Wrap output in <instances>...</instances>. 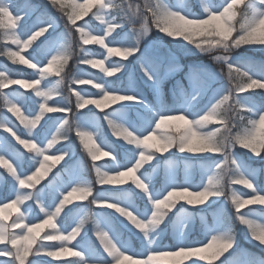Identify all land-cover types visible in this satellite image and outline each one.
<instances>
[{"label":"snow or ice","instance_id":"6c2138e0","mask_svg":"<svg viewBox=\"0 0 264 264\" xmlns=\"http://www.w3.org/2000/svg\"><path fill=\"white\" fill-rule=\"evenodd\" d=\"M48 3L62 31L38 6L0 0V56L30 70L0 66V264H264L236 230L264 251V60L243 54L264 52V0ZM184 52L221 71L188 65L166 99Z\"/></svg>","mask_w":264,"mask_h":264},{"label":"rangeland","instance_id":"374dc122","mask_svg":"<svg viewBox=\"0 0 264 264\" xmlns=\"http://www.w3.org/2000/svg\"><path fill=\"white\" fill-rule=\"evenodd\" d=\"M195 1V0H194ZM24 3H29L31 5H34V6H38L39 9L41 11H44V12H47L48 14L54 16L57 18L58 20V23H59V29L62 31L64 28H65V18L61 15V13L56 10L55 8H53L52 6L49 5L48 3V0H27L26 2ZM23 5H21L22 7ZM85 20L88 19V17H85L84 18ZM32 21H26L25 24L27 25H31ZM78 24L79 23H82V21H78L77 22ZM47 35V33L45 34ZM44 37H41L40 39L42 40ZM73 40L74 42H76L78 44V34L73 32ZM39 41H37L38 43ZM153 43H163V44H167V40L165 41H153ZM88 47L90 50H93V51H97L99 50L98 46H95V45H89V46H86ZM168 47H172V45H168ZM255 51H259V49H254ZM28 51H31V49H29ZM77 51V55L79 56V49L77 47L76 49ZM190 55H198L197 53L195 52H184L180 57H179V64L183 66L182 70H176L174 72V74H172L170 76V78H168L165 82V84L163 85V93L166 92L167 89H169L170 91L173 89V86L176 84L177 81H184V77H185V73L187 72V66L190 65V64H196V63H206V64H211L212 67L215 69V71L219 72L221 71V67L220 65H216L214 64L212 61H209L207 62L206 60H198V59H195L196 61L195 62H188L187 61V57L190 56ZM4 56H0V66H3V65H6L9 69V71H11L12 69V66L10 65V63L3 58ZM17 70V69H15ZM28 70V69H27ZM79 70L81 72H86V73H89L90 75L89 76H85L84 78H91V76H99L101 75L99 73V70L97 69H93L91 68L90 66L88 65H79ZM30 71V70H28ZM65 71L68 73L69 77H71V75H73L76 71H77V64H76V61L75 59L73 61H70L69 63V67H67L65 69ZM134 69H133V66H129V72H133ZM12 72V71H11ZM15 73V72H14ZM26 75V74H25ZM135 75L137 77H139V72L136 71L135 72ZM77 89H81V88H85V89H89L91 91H95V89L92 87V85H77L76 86ZM167 87V89H166ZM143 91L145 92V94L150 98L153 99V94L151 93V90L150 89H146V87L143 88ZM65 95L67 96L68 93H67V90L65 89ZM91 107V106H90ZM11 116V114H9ZM50 115H53V116H56L58 114H50ZM13 120H15V117H12ZM104 132H105V135H109L110 136V129L107 128L106 124H105V127H104ZM0 135H6L5 133H3L2 131H0ZM115 139V138H113ZM73 142H74V145H75V154H76V157H83V159L85 160V162H87L89 164V175H90V178L94 176V173L91 172V168H90V159L86 156V154L84 153V151L82 150V148L79 146V140L75 138L74 134H73ZM13 143H15V141H13ZM17 147H21L22 146H19L17 144ZM238 151V154L240 155L241 159L245 160V161H248L249 160V157L248 155L246 154V150H243V149H237ZM183 154H181V156H178L176 157L175 159L179 160V170H178V177L182 180L183 177H184V173H185V162L184 160L181 158ZM107 159V158H105ZM103 161H101L102 163ZM250 163H254V162H258V160H252V161H249ZM163 163V162H161ZM189 163H192V164H196V161L195 160H192V161H189ZM63 164V162H61V165ZM61 165H57V168H60ZM194 168V167H193ZM193 168L191 169V172H192V175L194 177V180L195 182H199V177L200 176H197L196 177V173H194L195 171H193ZM5 170L2 168V166H0V173L4 172ZM53 171L55 172L56 169H53ZM163 175V170L161 169V171L159 172L158 176H157V179L158 181H160V183H163V179H164V175ZM162 176V177H161ZM162 178V179H161ZM161 179V180H160ZM43 183V182H42ZM97 187H99V185H97ZM195 190V189H194ZM91 199V198H90ZM77 203H84V204H87V202H77ZM94 207V206H93ZM202 208H207V206H202ZM109 212L113 211V210H108ZM198 211V210H197ZM206 213V212H205ZM211 211H209V213H206V214H210ZM209 219H211L210 215H209ZM239 226V225H237ZM241 227V226H240ZM243 229V227H241ZM241 230V229H240ZM239 230V231H240ZM240 233V232H239ZM240 235H242V239H246L248 240L245 235H244V229H243V233ZM89 236L95 240V237L93 236V234L91 232H89ZM202 238V237H200ZM250 241V240H249ZM164 244H168L170 243L169 241H166V242H163ZM241 244V247L244 249V247L246 246L245 243L243 242H240ZM134 246H135V242H134ZM228 254L225 253V256H227ZM50 259V258H48ZM221 259H224V257H221ZM52 264H59V262H56V261H53ZM217 264H219V261H217Z\"/></svg>","mask_w":264,"mask_h":264},{"label":"trees","instance_id":"16d2710c","mask_svg":"<svg viewBox=\"0 0 264 264\" xmlns=\"http://www.w3.org/2000/svg\"><path fill=\"white\" fill-rule=\"evenodd\" d=\"M25 1V0H24ZM24 15V14H23ZM26 21H32V18H29L28 20ZM25 27V30H27V28L29 27V25H24ZM245 56L251 58V59H254V60H257V61H260V60H264V52H261L260 50L259 51H255V50H250L246 53H243ZM4 59H6L10 65L12 66V71L13 72H21V73H25L27 74L29 71L26 69V66H21V65H13L11 63V61H9L5 56L3 57ZM195 59H198V60H206L207 62L210 61V59L208 57H205V56H193V57H188L187 58V61L188 62H195L196 60ZM218 65V64H217ZM221 67V66H220ZM17 69V70H15ZM148 89V88H146ZM167 89V87H166ZM261 90H253L254 94H255V98L257 100H259V92ZM165 94V97L166 99H171V91L169 89L166 90V92L164 93ZM152 99V98H150ZM252 164H255L257 166H259V163L258 162H254ZM239 187V186H238ZM256 207L257 211H259V207L258 206H254ZM195 229L197 230L196 232H199V221H196L195 222ZM241 229V230H240ZM236 230H237V233L239 234V240L240 242H243L245 243L246 247H245V250H247L248 252L252 253L253 255L257 256V257H261V256H264V251H262L261 247H259L257 244L249 241V240H246V239H242V235H240V233L242 234L243 233V229L240 227V226H236ZM240 230V231H239ZM240 232V233H239ZM241 244V243H240Z\"/></svg>","mask_w":264,"mask_h":264}]
</instances>
